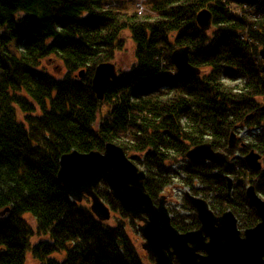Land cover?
Masks as SVG:
<instances>
[{
    "label": "trees",
    "instance_id": "trees-1",
    "mask_svg": "<svg viewBox=\"0 0 264 264\" xmlns=\"http://www.w3.org/2000/svg\"><path fill=\"white\" fill-rule=\"evenodd\" d=\"M106 3L0 0V212L10 208L0 216V264H28V252L32 264H155L133 236L138 222L105 183L96 192L112 211L107 222L92 213L88 198L77 203L66 194L57 180L64 154L104 152L113 143L128 155L133 142V161L146 172V191L155 202L176 181L168 164L195 146L210 143L231 154V133L248 128L240 134L247 143L242 154L255 149L264 156V0L255 7L241 0H152L156 15L106 11ZM205 8L213 14L209 32L196 22ZM123 33L134 61L98 101L95 69L116 63L128 46ZM184 46L200 75L177 73L171 54ZM47 59L60 63L55 72L65 73H51ZM83 69L84 77L76 78ZM105 103L108 112L97 124ZM184 173L179 184L216 215L230 209L244 229L259 223L246 188L254 185L264 198V169L252 170L236 157L188 163ZM183 205L191 214L173 216V226L199 229L186 193ZM62 253L60 261L55 255Z\"/></svg>",
    "mask_w": 264,
    "mask_h": 264
},
{
    "label": "water",
    "instance_id": "water-1",
    "mask_svg": "<svg viewBox=\"0 0 264 264\" xmlns=\"http://www.w3.org/2000/svg\"><path fill=\"white\" fill-rule=\"evenodd\" d=\"M256 6L260 0H241ZM198 27L205 32L213 27V14L205 8L196 17ZM190 46L177 48L171 58L178 73L189 77L200 75L201 70L190 63ZM264 73V46L260 50ZM85 69L77 77L83 78ZM114 63H101L92 78V90L98 100H104L108 88L118 79ZM261 110L264 111V97ZM248 116L247 118H249ZM238 136L232 132L229 148L236 147ZM246 144L243 143L242 147ZM193 164L230 163L227 153L216 151L211 144H201L186 154ZM247 166L256 171L264 169V156L255 149L244 156ZM57 180L72 201L81 203L84 198L91 201L90 209L102 222L112 219L110 207L101 199L96 189L105 183L111 195L136 221L138 231L145 239L142 249L153 257L155 264H264V198L252 184L246 188V197L256 211L260 221L252 228L240 230L238 218L232 210L216 215L209 203L200 197L188 194L196 210L200 227L190 232H180L172 225L167 208V197L154 203L146 191V173L140 170L126 155L124 149L108 143L104 152L81 153L73 151L60 158ZM233 179L227 177L228 197L233 190ZM10 208L0 212L4 217Z\"/></svg>",
    "mask_w": 264,
    "mask_h": 264
},
{
    "label": "rangeland",
    "instance_id": "rangeland-1",
    "mask_svg": "<svg viewBox=\"0 0 264 264\" xmlns=\"http://www.w3.org/2000/svg\"><path fill=\"white\" fill-rule=\"evenodd\" d=\"M118 2V5H121L122 6V9H125V10H128V11H131L133 12L134 8H135V0H116ZM233 8H236L235 5L232 6ZM246 7V6H245ZM111 11V10H110ZM250 11V10H248ZM245 14V12H243ZM122 37L125 39V41L128 43V46L126 48V50L123 52V53H120V56L118 57V59L116 60V65L120 70H124L125 68H129L130 65L133 63L134 61V56H133V52H134V47L132 45V43L130 42V38L126 36V34L122 35ZM48 63V65H47ZM44 65H47V69L51 72V73H56V74H64L65 73V69L64 68H61L59 71L55 72L54 71V68L57 66V65H60V63L58 62H53L51 63V61L49 59L47 60H44ZM0 73H1V70H0ZM108 109H109V104L108 103H105V104H102L101 105V110L99 112V116H98V119H97V124L100 123V121L102 120V118L107 114L108 112ZM258 130V128H257ZM248 128H244V131H242L240 134L241 136H245L246 134H248ZM240 134L238 133V137L240 136ZM122 136H125L124 134H121ZM125 138H128V140H131L132 141V138L130 136H125ZM241 138V137H240ZM206 144V143H205ZM210 144V143H209ZM240 144H238V146L234 149H232V153H228L231 157H232V160H236V157H243L245 156V154L249 151H247L245 154H242L243 152L241 151L243 148L239 147ZM132 148L129 150V159L135 163L133 160L136 159V154H138V152H135V147H133V142H132ZM212 146V145H211ZM213 148V147H212ZM172 153H176L175 150H172L171 151V154ZM174 157L172 156V159ZM171 159V160H172ZM172 163H169L168 166H167V170H168V176H173L174 179H176L175 183L174 181L172 182V184L170 185L171 187H173L171 189H167L165 190V193L163 194L164 196H170L172 198L171 202H177V201H180V203L178 204L177 206V211H173V216H177L178 214H181V215H188V214H191V212L189 213H186L188 212L189 210L191 209H186L185 212L181 213V211L183 210L184 208V196L183 194L179 191L178 188H175L179 183L183 184L182 181H180V179L183 180V178L185 177V173L184 171L187 170L188 168V163H191L187 157H180L178 156L177 158L174 159V161H171ZM138 164V162H137ZM193 164V163H192ZM138 165H141V164H138ZM141 167V166H140ZM143 167V166H142ZM144 168V167H143ZM161 168H165L166 170V166H163ZM142 170V169H140ZM144 171V170H143ZM145 172V171H144ZM146 173V172H145ZM152 173L155 175L153 169H152ZM177 173L179 175H177ZM248 181V180H247ZM179 186V185H178ZM188 186V185H187ZM169 190V192H168ZM183 190V189H181ZM89 205L91 206V201L89 200ZM175 208V206H174ZM186 208V207H185ZM195 209V208H194ZM192 211V210H191ZM194 213H196V210L193 211ZM177 213V214H176ZM113 217V216H112ZM238 223H239V228L240 230L244 231V227H242V223L240 221V219L238 218ZM32 225H35V223L32 221L31 223ZM134 234L136 235H133L135 237H138L139 239V242H138V245L140 247V249L147 253L146 251H144L142 249V244L143 242L145 241L144 238L142 237V235L140 234V232L138 231V227H137V231L133 232ZM148 254V253H147ZM60 261L63 260L65 258V254H56L55 255ZM28 259H27V262L28 264H32V260H31V252H28V255H27Z\"/></svg>",
    "mask_w": 264,
    "mask_h": 264
},
{
    "label": "bare ground",
    "instance_id": "bare-ground-1",
    "mask_svg": "<svg viewBox=\"0 0 264 264\" xmlns=\"http://www.w3.org/2000/svg\"><path fill=\"white\" fill-rule=\"evenodd\" d=\"M104 8L106 9V11H127L129 13H136V14H140V15H156L155 12L153 11V7H152V0H143L141 2H139L138 4H136L133 12L122 9L121 5H118V2L116 0H107V3L104 5ZM128 68H125L124 70H127ZM178 73V71H177ZM179 74V73H178ZM180 75V74H179ZM182 76V75H180ZM185 77V76H183ZM190 77V76H189ZM98 100V99H97ZM105 100V99H104ZM104 100H98V101H104ZM73 152V151H72ZM71 153V152H70ZM63 156V155H62ZM61 156V157H62ZM135 164V163H134ZM136 165V164H135ZM137 166V165H136ZM138 167V166H137ZM139 168V167H138ZM154 201V200H153ZM160 201V198L157 200V202L154 201V203L158 204ZM167 201V200H166ZM186 208L184 207L183 210L181 211V213L185 212ZM190 210L186 213H189ZM172 219V217H171ZM173 225V224H172ZM175 227V226H174ZM176 228V227H175ZM177 229V228H176Z\"/></svg>",
    "mask_w": 264,
    "mask_h": 264
},
{
    "label": "flooded vegetation",
    "instance_id": "flooded-vegetation-1",
    "mask_svg": "<svg viewBox=\"0 0 264 264\" xmlns=\"http://www.w3.org/2000/svg\"><path fill=\"white\" fill-rule=\"evenodd\" d=\"M238 141H240V139H238ZM241 144H242V142L240 141V145H239V147H241ZM237 147V146H236ZM235 147V148H236ZM171 190H173L172 188H170ZM168 192H169V190H168ZM165 193V192H164ZM163 193V194H164ZM162 194V195H163ZM167 197V206H168V208L169 207H172V206H175V211H177V206H178V204L180 203V201H177V202H171V200H172V198L170 197V196H166ZM194 208V207H193ZM197 214V213H196Z\"/></svg>",
    "mask_w": 264,
    "mask_h": 264
},
{
    "label": "built area",
    "instance_id": "built-area-1",
    "mask_svg": "<svg viewBox=\"0 0 264 264\" xmlns=\"http://www.w3.org/2000/svg\"><path fill=\"white\" fill-rule=\"evenodd\" d=\"M141 1H143V0H137V3H136V4H138V3L141 2Z\"/></svg>",
    "mask_w": 264,
    "mask_h": 264
}]
</instances>
